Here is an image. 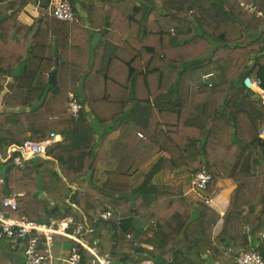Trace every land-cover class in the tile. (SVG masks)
Segmentation results:
<instances>
[{
	"label": "trees",
	"instance_id": "trees-1",
	"mask_svg": "<svg viewBox=\"0 0 264 264\" xmlns=\"http://www.w3.org/2000/svg\"><path fill=\"white\" fill-rule=\"evenodd\" d=\"M240 1L255 4L262 15L246 11ZM49 3L0 0V105L5 108L0 153L7 156L11 145L28 138L63 136L46 152L57 162L37 156L23 168L13 158L1 163L0 201L16 195L18 208L12 212L38 221L54 206V217L71 215L76 223L86 218L95 228L86 239L98 240L99 253L109 254L113 264H139L158 255L166 264H205L206 251L218 264H238L240 249L264 255V100L242 83L250 75L264 88V0L152 3L154 22L162 19L155 13L161 7L168 23L151 26L122 46L104 39L93 43V29L85 26L88 35L72 40L74 21L50 15ZM28 5H39L40 11L30 25L19 19ZM205 7L216 14L213 27L175 24L180 20L175 12L189 9L202 21L197 13ZM213 62L225 80L197 85L192 73ZM53 70L55 84L48 76ZM8 78L15 79L9 90ZM70 91L84 105L78 118L69 113ZM115 131L118 136L111 138ZM155 156L145 179L133 185L142 165ZM99 162L111 165L100 186L94 182ZM179 168L191 173L206 168L212 174L208 193L220 189L221 179L236 182L223 216L204 202H189L180 187L153 182L159 172ZM105 210L113 213L107 220L101 217ZM145 212L152 219L143 226L138 221ZM221 217L222 229L213 236ZM56 240L75 244L63 236ZM226 242L231 250L222 247ZM147 245L153 249L143 248ZM11 250L0 246V264H10ZM81 252L80 264H90L93 255Z\"/></svg>",
	"mask_w": 264,
	"mask_h": 264
},
{
	"label": "crops",
	"instance_id": "crops-1",
	"mask_svg": "<svg viewBox=\"0 0 264 264\" xmlns=\"http://www.w3.org/2000/svg\"><path fill=\"white\" fill-rule=\"evenodd\" d=\"M51 1L52 0H50V3ZM185 1L186 0H167V3L169 6L183 7ZM152 3H154V5L163 4L162 0H75L74 9L76 10L77 13V20L72 23L73 28H71V33L69 32L70 37L74 41L75 40L80 41L81 37L88 35L85 32V28H84L85 26L87 28L93 29V36H94L92 38L93 43H96V41L98 42L101 39H104L106 41H109L110 43H114L117 45L121 44L122 46L125 43V41L128 39H135V38L138 39L140 34L143 37L142 34L144 32L141 31L148 30L151 28V26L153 27L165 26L168 23L164 19L165 15L168 12L166 9L161 7H158L155 10V13L158 14V16L162 17V19L159 21L160 19L159 17L158 19L159 22H154L155 14L151 13L150 10L152 8ZM196 5L198 6V3H196ZM191 13H193L192 9H189L187 12L186 10L183 12H175L174 15H176L180 19V20L177 19V21H175V24L177 26L180 25L182 27L187 26V24L188 25L194 24L196 28L203 27V23L205 27H209V28L213 27L216 24L214 20L216 14L213 11V9H211L210 7H205V9H198L197 16L201 18L202 21H197L196 20L197 18H194L191 15ZM39 14H40L39 5L36 6L28 5L24 8V10L21 11L19 15V19L24 24L30 25L34 23V19L36 17H39ZM223 28L225 27L223 26ZM119 39H122V41L120 42ZM148 40H149L148 38L147 41L143 40L142 44H145L146 42L148 43L149 42ZM208 73H213V75L206 82L203 78V75ZM50 74L51 72L49 73L48 76H50ZM192 76L197 85L208 84V83L219 84L225 80L216 62H213L201 69L194 71L192 73ZM9 79L10 78H8V80ZM243 79H242V83H243ZM8 80L6 81L5 84V88L7 90H9L6 87ZM254 92L256 91L254 90ZM256 93H257L256 99L264 100V97L260 96L258 92ZM85 107L86 109L88 108L87 103H85ZM4 109L5 108H3L0 105V111ZM118 134L119 132L115 131L112 134L111 138L117 137ZM10 154H11L10 149H8L7 151V156H3L0 153V174H2L3 176H4L5 168L1 166V163H5L8 159H11ZM164 155L169 156L167 153H164ZM43 157L53 159L55 162H57L56 159L48 155H45ZM156 159L157 156H155L151 160H148L145 164L142 165L140 170L133 177L132 180L133 185L137 186L145 179L146 174L149 172L152 164L156 161ZM110 166L111 165H109L106 162H99L97 164V170L95 172V178H94L95 184L100 186L106 180L107 178L106 170L109 169ZM192 174L193 173L189 172L185 168H179L175 170H165L156 174L153 178V182L180 187L184 197L189 202L195 205H199L200 203L204 202L206 205H208L209 207L217 211L221 216H223L229 206L231 192L236 187V182L233 179H221L218 183V186L220 187L218 191H215L213 193H208L207 191L205 192L194 191L191 189V183H190ZM207 198L211 199L210 203L205 202ZM151 219H152L151 212H145L141 217H139L138 223L140 225L146 226ZM223 223H224V218L221 217L214 226L213 236H216L220 233ZM250 237L252 238V236ZM0 240L4 241L3 239ZM4 242L7 243V241ZM227 243L228 246L226 245ZM71 245H72L71 242L56 240L55 242L56 255L65 256L68 253ZM6 246L9 247L8 243L6 244ZM222 247L227 250H231L232 248L230 242H226L225 244L222 245ZM143 248L148 250L153 249L152 246H148V245L143 246ZM22 253H23V248L17 251L11 250V252H8L10 258V264H18L20 261H23ZM104 255L109 256V254H104ZM202 258L205 260V264H218L217 262L211 259L209 251L204 252L202 254ZM57 263L62 264L61 261L59 260L55 262V264ZM112 264H113V260H112Z\"/></svg>",
	"mask_w": 264,
	"mask_h": 264
},
{
	"label": "built area",
	"instance_id": "built-area-1",
	"mask_svg": "<svg viewBox=\"0 0 264 264\" xmlns=\"http://www.w3.org/2000/svg\"><path fill=\"white\" fill-rule=\"evenodd\" d=\"M240 5L248 12L262 14L253 3L240 1ZM48 12L60 20L71 22L77 20V13L71 0H52ZM212 75L213 73H208L203 75V78L207 82ZM243 83L247 88L255 90L264 97V88L259 79L246 75ZM208 84L211 85V83ZM83 106L76 94L71 91L69 93V113L78 118ZM139 135L142 134L139 133ZM260 136L264 138V127ZM61 139L62 137L54 132L43 140L28 138L21 145L13 144L10 146V157L18 166L23 168L27 160L37 156H45L48 146ZM211 179L212 174L206 168H202L192 174L191 189L205 192ZM4 182V176L0 174V184ZM205 202L210 203L211 199L207 198ZM71 205L77 210L75 204L71 203ZM17 208L16 195L4 197L0 201V239L7 241L9 247L14 251H17L16 249L28 239L27 246L23 247V264H55L58 260L62 264H80L83 258L82 249L93 255L90 264H112L109 256L99 253L98 240L94 239L91 244L86 239L87 235L93 234L95 231L94 226L86 218L76 223L73 216L64 214L61 217L51 216L44 221H38L30 219L22 213L17 216L12 215L11 211ZM112 215L111 210H105L101 213L104 220L109 219ZM56 236L66 237L75 243L71 245L65 256L56 255ZM236 261L238 264H264V255L256 251L241 249L237 253ZM139 264H155V261L143 259Z\"/></svg>",
	"mask_w": 264,
	"mask_h": 264
},
{
	"label": "water",
	"instance_id": "water-1",
	"mask_svg": "<svg viewBox=\"0 0 264 264\" xmlns=\"http://www.w3.org/2000/svg\"><path fill=\"white\" fill-rule=\"evenodd\" d=\"M58 62H59V57L57 56V57H56V62H55V64L57 65ZM49 81H50L51 84H55V83H56L55 70H53V71L51 72V74H50V76H49ZM13 82H14V78H10V79L8 80V83H7V86H6V87H7L8 89H11V86H12ZM257 98H258V97H257ZM57 210H58V207H57V206L52 207V208L50 209V211L48 212V217L53 216ZM226 245L228 246V243H227ZM155 262H156L157 264H166L167 261H166V259H165L164 257H162L161 255H158V256H156V258H155Z\"/></svg>",
	"mask_w": 264,
	"mask_h": 264
},
{
	"label": "rangeland",
	"instance_id": "rangeland-1",
	"mask_svg": "<svg viewBox=\"0 0 264 264\" xmlns=\"http://www.w3.org/2000/svg\"><path fill=\"white\" fill-rule=\"evenodd\" d=\"M262 130H263V129H262ZM11 214L14 215V216H17V215H18V214L15 213V212H11ZM4 241H5V240H4ZM4 241H1V240H0V244H1L0 246H1L2 248H4V246H6V244H7V243L4 242ZM18 264H23V261H20ZM57 264H59V263H57Z\"/></svg>",
	"mask_w": 264,
	"mask_h": 264
}]
</instances>
